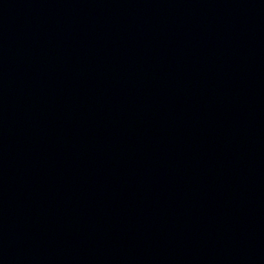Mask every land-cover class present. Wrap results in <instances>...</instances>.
Masks as SVG:
<instances>
[{
    "label": "water",
    "instance_id": "obj_1",
    "mask_svg": "<svg viewBox=\"0 0 264 264\" xmlns=\"http://www.w3.org/2000/svg\"><path fill=\"white\" fill-rule=\"evenodd\" d=\"M0 264H264V0H0Z\"/></svg>",
    "mask_w": 264,
    "mask_h": 264
}]
</instances>
